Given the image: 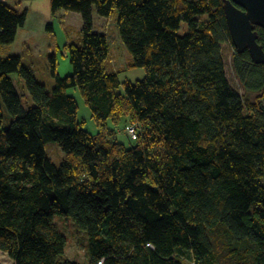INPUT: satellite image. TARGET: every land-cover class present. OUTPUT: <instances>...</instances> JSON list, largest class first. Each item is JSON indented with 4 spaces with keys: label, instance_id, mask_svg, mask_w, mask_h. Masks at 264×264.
<instances>
[{
    "label": "trees",
    "instance_id": "trees-1",
    "mask_svg": "<svg viewBox=\"0 0 264 264\" xmlns=\"http://www.w3.org/2000/svg\"><path fill=\"white\" fill-rule=\"evenodd\" d=\"M50 6L82 19L77 42L64 45L71 74L59 75L51 54L49 93L19 56H0V98L11 116L2 127L0 106V251L13 264H80L59 259L66 243L53 220L59 214L86 231L87 264H264V63L232 46L243 92L229 82L222 1ZM93 10L116 16L127 66L143 67L142 79L121 82L119 71L106 69L107 37L93 30ZM25 15L0 0V46L13 42ZM255 30L264 50V29ZM68 88L88 105L96 134L77 121ZM121 117L138 123L131 146L107 127ZM45 141L64 153L58 164Z\"/></svg>",
    "mask_w": 264,
    "mask_h": 264
},
{
    "label": "rangeland",
    "instance_id": "rangeland-1",
    "mask_svg": "<svg viewBox=\"0 0 264 264\" xmlns=\"http://www.w3.org/2000/svg\"><path fill=\"white\" fill-rule=\"evenodd\" d=\"M17 6L20 11H26L25 22L19 27L13 42L5 44L0 48V54L3 57L8 55H17L21 63L30 68L37 81L43 83L47 92H52L53 77L49 64V56L54 54L57 61V72L61 76L69 75L72 67L69 58L66 55L64 45L66 42H77L82 19L79 13L59 9L52 11L50 0H3ZM50 26V27H49ZM186 23H181L179 34L186 32ZM93 30L98 33L106 34L109 54L105 60L107 70H117L118 78L121 82H135L142 79L145 70L143 67H128L127 63L131 60V53L122 43L118 26L116 25V16L112 18L101 17L93 10ZM233 45L229 42L222 43V52L225 60V73L229 82L241 93L243 89L239 84L231 67V55ZM13 84L23 100L29 99L28 91L24 86L23 79L16 73L9 74ZM122 88L120 91L122 92ZM66 93L72 95L77 104V121L82 123V127L90 134L98 132L99 126L91 116L88 105L78 90L74 88L66 89ZM256 94L250 95L253 101ZM1 99V98H0ZM264 105V100H263ZM1 109L3 114L2 127L8 126L11 116L6 110L1 100ZM136 122L126 121L124 117L115 124L113 121H107V127L116 131L117 140L126 146H131L136 141L130 140L126 132V126ZM102 134H107L106 127L102 128ZM45 151L48 157L58 164L62 160L64 153L59 145L53 141H45ZM58 230L65 236L66 243L63 253L59 255L60 260L70 259L80 264H87L89 261L88 238L85 230L78 229L75 224L67 217L55 214L53 218ZM0 264H13L12 260L0 251ZM188 264V263H187Z\"/></svg>",
    "mask_w": 264,
    "mask_h": 264
},
{
    "label": "water",
    "instance_id": "water-1",
    "mask_svg": "<svg viewBox=\"0 0 264 264\" xmlns=\"http://www.w3.org/2000/svg\"><path fill=\"white\" fill-rule=\"evenodd\" d=\"M233 47L245 50L255 63H264V50L257 41L258 26L264 29V0H221Z\"/></svg>",
    "mask_w": 264,
    "mask_h": 264
},
{
    "label": "built area",
    "instance_id": "built-area-1",
    "mask_svg": "<svg viewBox=\"0 0 264 264\" xmlns=\"http://www.w3.org/2000/svg\"><path fill=\"white\" fill-rule=\"evenodd\" d=\"M126 132L131 139H135L137 135V126L129 124L126 126Z\"/></svg>",
    "mask_w": 264,
    "mask_h": 264
},
{
    "label": "crops",
    "instance_id": "crops-1",
    "mask_svg": "<svg viewBox=\"0 0 264 264\" xmlns=\"http://www.w3.org/2000/svg\"><path fill=\"white\" fill-rule=\"evenodd\" d=\"M14 6H15V5H14ZM15 7L17 8V6H15ZM17 9H18V8H17ZM18 10H19V9H18ZM1 46H3V45H1ZM1 46H0V48H2ZM0 56H2V54H0ZM2 57H3V56H2ZM0 105H1V99H0Z\"/></svg>",
    "mask_w": 264,
    "mask_h": 264
}]
</instances>
